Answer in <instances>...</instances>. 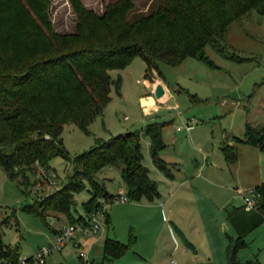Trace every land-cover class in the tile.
Returning a JSON list of instances; mask_svg holds the SVG:
<instances>
[{
  "label": "trees",
  "instance_id": "trees-1",
  "mask_svg": "<svg viewBox=\"0 0 264 264\" xmlns=\"http://www.w3.org/2000/svg\"><path fill=\"white\" fill-rule=\"evenodd\" d=\"M77 16L75 32L54 29L49 0H0V167L7 177L23 187L34 167H49L51 159L64 157L73 172L63 186L27 208L46 222L48 212H60L71 221H87L99 207L98 196L112 195L96 175L105 166H115L130 200L160 196L158 182L144 164L142 133L149 139L154 164L171 176L170 164L160 151L167 144L165 123H148L143 131L130 130L98 141L93 147L70 156L62 131L74 123L85 131L111 100L110 90L119 92L121 77L110 70L124 67L140 55L146 62L145 77L162 76L161 63L176 66L187 57L213 65L205 52L211 45L219 54L235 58L225 42L228 25L255 10L264 14V0H157L147 11L138 10L132 0H113L102 14L87 8L82 0H70ZM264 151V123L246 122L244 136H232ZM221 150L227 163L237 161L234 144L224 140ZM90 186L84 212L74 217V196ZM261 193L258 210L234 207L227 212L237 235H228L227 264H264L257 259L241 260L239 250L246 236L263 223L264 182L254 187ZM186 246L195 245L176 225ZM129 243L107 238L105 255L115 259ZM17 247L7 245L0 232V258H13Z\"/></svg>",
  "mask_w": 264,
  "mask_h": 264
},
{
  "label": "rangeland",
  "instance_id": "rangeland-1",
  "mask_svg": "<svg viewBox=\"0 0 264 264\" xmlns=\"http://www.w3.org/2000/svg\"><path fill=\"white\" fill-rule=\"evenodd\" d=\"M82 1L87 8L102 14L113 0ZM132 1L141 11H147L157 2ZM48 9L55 30L76 31L77 16L70 0H49ZM225 42L235 58L225 57L207 45L205 52L213 65L195 57H187L176 66L161 63L162 77L169 91L158 99L159 108L149 117L143 114L140 100L142 94L150 91L144 83L146 62L137 55L124 67L110 70L113 78L121 77L120 91L111 87V100L89 124L88 131L74 123H66L63 127L64 146L70 156H75L113 135L144 129L151 122H162L165 123L162 135L167 147L160 156L168 162L178 161L181 174H188L190 170H213L210 171L214 176L210 175L211 183L217 186L192 182L181 185L179 191L174 190L152 161L144 136L143 162L151 170V177L160 183L162 198L155 200L159 206L149 207L151 200L143 197L114 201L107 211L110 212L111 230L114 229L124 243H129L131 236H135L130 248L142 250L148 264H227L228 235L235 237L236 232L226 218L225 207L243 202L238 190H243L249 172L257 170L260 173L258 170H262L264 176V151L241 144L237 150V163L231 165L220 149L225 132L242 137L247 121L253 125L264 123V14L253 10L242 19L231 21ZM154 78H157L155 72ZM192 119H195L192 136L176 130L177 126ZM205 153L209 155L208 160ZM170 166L175 170L172 164ZM116 170L110 171L105 166L95 177L104 184L101 174L108 172L113 178L107 179V188L115 191L123 186ZM72 172V163L61 156L51 159L49 167L35 166L29 175L27 195L23 187L9 179L0 167V232L7 245L17 247L23 255L32 254L37 250L32 252L37 244L51 234L55 226L51 220L62 217L67 220L60 227L75 222L60 212H48L45 222L27 210L60 189ZM262 182L264 180L260 184ZM237 185L239 189L234 188ZM90 193L88 184L75 193L74 217L84 212L83 202ZM228 193L230 196H226ZM166 198H175V205L172 212L169 206L165 209L163 218L161 209L163 204L168 205ZM224 199L229 201L224 203ZM106 217L100 218L102 226ZM172 221L184 231L196 250L186 246L181 235L172 229ZM238 256L242 260L257 259L264 263L263 223L247 236ZM126 258L123 263L129 264L130 259Z\"/></svg>",
  "mask_w": 264,
  "mask_h": 264
},
{
  "label": "crops",
  "instance_id": "crops-1",
  "mask_svg": "<svg viewBox=\"0 0 264 264\" xmlns=\"http://www.w3.org/2000/svg\"><path fill=\"white\" fill-rule=\"evenodd\" d=\"M144 83H145L146 87L148 89H150V91L147 94H142L140 96V100H141V105H142V108H143V114L146 117H149L150 115H152L154 113V111L158 110V108H159L158 99L161 100L166 95V93L169 91V89L166 87V85L164 83V80H163V77L158 75V74H157V78H154L153 80H150V79L145 77ZM159 84L163 88V94L160 95V96H158L156 94V89H157V86ZM125 118H128V117L125 116ZM192 129H193V127L191 128V130L189 132H187V136L188 137L192 136V133H193ZM140 130L143 131V128L140 129ZM177 131H182V130H177ZM144 136H146V135L142 133L141 141L143 140V138L145 139ZM232 136L233 135H231L230 133L225 132V137H224L222 143L224 142V140H226V141L228 140L230 143L234 144L237 147V150H238V146L239 145L248 144L246 142H235L233 140ZM146 143H147V146H149V139L147 138V136H146ZM248 145H251V144H248ZM166 147L163 150H161L160 153L163 152L166 149ZM220 149H221V146H220ZM204 156H205V159L208 160L209 155H206V153H205ZM260 157H262L261 154H260ZM166 162H168V161H166ZM168 163L170 165L172 164L173 168L175 169V170H173L171 168V166H170L171 173H172L171 176H167L156 165L155 166L163 173L165 178L168 179V182L171 184V188L174 189V190L176 188V190L179 191L181 185H183L185 183H190L191 184L192 182H194L196 184L200 183V184L205 185V186H207L208 184L216 185V183L215 184L211 183V182H213V178L210 176V175H212V173H210V171H213V170H206V171L205 170H200V169L199 170H190V173H188V174H185V173L181 174L180 173L181 169H179V166L181 164L178 161H174V162H172V161L170 162L169 161ZM236 163L237 162L232 163L231 165H235ZM108 169L110 171H113V170L117 169L116 171L120 174L121 182H122L123 186H125L124 181H123L122 176H121L120 169L118 167H115V166H108ZM258 171L260 173H257V170L254 171L253 173L249 172L250 173V175H248L249 176V180L247 182L243 183V185H244L243 190L254 188L257 185H259L262 180H264V176H262L263 174H261L262 170H258ZM107 173L108 172H106V173L104 172V173L101 174V178H102V180L104 182L106 190L109 193H111V194H114L115 191L117 193L120 187L117 190H115V191H110L107 188V185H106L107 179L111 180L113 178V177L109 176ZM149 175L151 176V170L150 169H149ZM158 186L160 187V183L159 182H158ZM227 187H228V183H227ZM234 188L239 189V186L237 185ZM159 191H160V189H159ZM239 191L240 190H238V194H239ZM219 196H220V194H219ZM226 196H230L229 193L226 194ZM160 198H162L161 193H160V196L157 197V199H160ZM155 200H156V198L151 200V202H148L149 207H158L159 206L157 204V202H155ZM174 200H175V198H166V201H167L168 205L166 206V204L165 205L163 204L162 205L163 208L161 209L162 210L161 213L163 214V218H165L164 217V211H165V209L168 206H169V209L172 212L173 205H175ZM228 201H229V199H224V203H226ZM149 203H151V204H149ZM242 206H243V202L242 201L240 203H235V204L226 206L225 207L226 218H227L228 210H230V209H232L234 207H242ZM60 217H62V215H60ZM62 218L51 220V223L55 224V226H53V228L51 229V231H52L51 234L49 236H47L48 239L42 240L41 243H38L37 246L32 250V252H34L36 249H38L43 244L49 243V241H51V238H54V234L58 230L60 225L62 223H64V222H67V220L62 219ZM227 220H228V218H227ZM110 222H111L110 212L107 211V217H106L104 226H102L101 229L98 232L93 233V234H88V235H85V234H83L80 231L76 232L74 234V236L65 243V245L63 246V248L60 251L53 252L47 258L46 264H128V263H123V262H125L123 260V259H125V257H127L126 259H130V263L129 264H148L149 262H148L147 257H145L144 252L142 250L138 249V248H134L133 249V247L128 249L125 252V254H122L118 258L109 259V258L106 257L104 247H105V242H106L107 238H114V239H118V240L122 241L116 235L115 230L114 229L111 230ZM173 224L178 226V224H176L175 221H172V226H173ZM258 227L253 229L250 233H248V235H251L253 232H255ZM173 228H174V226L172 227V229ZM172 229L170 230V232H171L172 236L174 237V232H173ZM234 230H235L236 235H237V231H236L235 228H234ZM247 236H246V238H247ZM79 248L83 249L86 252V257L82 258L79 255V250H78ZM238 254H239V252H238Z\"/></svg>",
  "mask_w": 264,
  "mask_h": 264
},
{
  "label": "built area",
  "instance_id": "built-area-1",
  "mask_svg": "<svg viewBox=\"0 0 264 264\" xmlns=\"http://www.w3.org/2000/svg\"><path fill=\"white\" fill-rule=\"evenodd\" d=\"M195 119L186 121L183 125L177 126L176 130H184L189 132L193 126ZM41 168L40 165H37ZM55 174V173H54ZM239 194L242 197L243 204L248 210H258L260 206L261 193L255 189L240 190ZM130 198L126 193V187L121 186L117 193H114L110 196L100 195L97 198L99 207L91 211L88 215L87 221H75L65 225H62L54 234V238L51 242L42 245L34 253L29 255H23L19 253L16 257H1L0 264H46L47 258L55 251H60L65 243L71 239L74 234L78 231L82 232L85 235L93 234L98 232L101 227L100 218L106 217L107 209L110 203L114 201H129ZM264 217V210L262 211ZM264 224V219H263ZM79 255L84 258L86 257V252L79 248ZM173 264H176L174 262Z\"/></svg>",
  "mask_w": 264,
  "mask_h": 264
},
{
  "label": "water",
  "instance_id": "water-1",
  "mask_svg": "<svg viewBox=\"0 0 264 264\" xmlns=\"http://www.w3.org/2000/svg\"><path fill=\"white\" fill-rule=\"evenodd\" d=\"M156 94H157L158 96H160V95L163 94V88H162V86H161L160 84L157 86Z\"/></svg>",
  "mask_w": 264,
  "mask_h": 264
}]
</instances>
